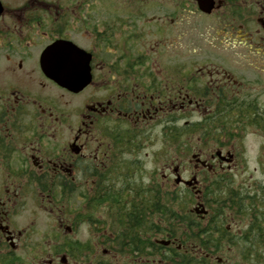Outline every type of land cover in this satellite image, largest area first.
Wrapping results in <instances>:
<instances>
[{
  "label": "flooded vegetation",
  "instance_id": "1",
  "mask_svg": "<svg viewBox=\"0 0 264 264\" xmlns=\"http://www.w3.org/2000/svg\"><path fill=\"white\" fill-rule=\"evenodd\" d=\"M227 262L264 264V0H0V264Z\"/></svg>",
  "mask_w": 264,
  "mask_h": 264
},
{
  "label": "water",
  "instance_id": "2",
  "mask_svg": "<svg viewBox=\"0 0 264 264\" xmlns=\"http://www.w3.org/2000/svg\"><path fill=\"white\" fill-rule=\"evenodd\" d=\"M41 65L46 77L61 87L71 91H78L82 89L86 85L89 78V72L86 67L80 69L77 65L74 66V69H72V63L69 64L66 62L64 64L59 61L56 54V45L50 46L42 54ZM176 181L178 182L179 180ZM192 181H194V179L186 181L185 183L190 185Z\"/></svg>",
  "mask_w": 264,
  "mask_h": 264
},
{
  "label": "rangeland",
  "instance_id": "3",
  "mask_svg": "<svg viewBox=\"0 0 264 264\" xmlns=\"http://www.w3.org/2000/svg\"><path fill=\"white\" fill-rule=\"evenodd\" d=\"M178 125H183V122H180ZM195 135L194 136H191V137H189L188 139H189V145H191V148L193 149V148H196V147H198L199 145H197L198 144V142H200L201 143V145H203L202 144V142L206 139V138H201V136H199V133L197 134V131H194L193 132ZM186 138V139H185ZM184 139L185 140H187V137H185ZM200 139V140H199ZM256 141H257V139H255L254 137H251V136H245L244 138H241L240 139V141H239V143H241L242 144V147H243V151H244V157H245V159H246V157H247V160H248V163H247V166H248V168L249 169H252L254 166H255V164H254V159H255V150H256ZM180 145V143H179V141H178V143L177 144H174L173 145V147H174V152H173V154L175 155V148L177 147V146H179ZM200 145V146H201ZM202 148H204V147H202ZM245 150H246V152H245ZM173 155V156H174ZM174 204H175V201L173 202ZM172 207V206H171ZM177 207V206H176ZM176 207H174V209L176 208ZM189 208H193L192 206H190ZM221 256H223L224 258H227V256H224V255H222L221 254ZM226 264H229L228 262L226 263Z\"/></svg>",
  "mask_w": 264,
  "mask_h": 264
},
{
  "label": "trees",
  "instance_id": "4",
  "mask_svg": "<svg viewBox=\"0 0 264 264\" xmlns=\"http://www.w3.org/2000/svg\"><path fill=\"white\" fill-rule=\"evenodd\" d=\"M174 201H175V204L173 203ZM188 203H189V207H190V204L192 203V200H189ZM174 207H176V200L175 199H173V201H172V208L174 209Z\"/></svg>",
  "mask_w": 264,
  "mask_h": 264
}]
</instances>
